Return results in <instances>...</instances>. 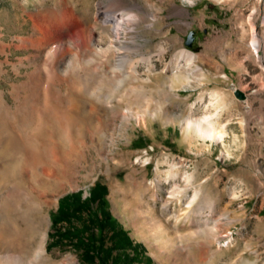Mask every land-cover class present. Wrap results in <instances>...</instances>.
Returning a JSON list of instances; mask_svg holds the SVG:
<instances>
[{
    "label": "rangeland",
    "instance_id": "1",
    "mask_svg": "<svg viewBox=\"0 0 264 264\" xmlns=\"http://www.w3.org/2000/svg\"><path fill=\"white\" fill-rule=\"evenodd\" d=\"M151 2L163 7L164 18L154 27L140 24L135 48L128 51L132 63L114 75L85 54L79 24L82 17L91 19L95 0H0V121L20 117L27 94L38 85L54 88V97L63 99L55 101L60 116L70 126L66 137L55 131L51 143L86 153L72 183L48 198L56 204L47 208L42 228L47 258H36L41 242L36 237L24 248V264H70L69 259L85 264L72 245L49 248V234L60 198L78 190L86 197L97 181L108 187L110 211L142 244L137 264H264V65L248 57L251 34L244 19L259 9L254 20L264 37V0ZM176 5L189 14H176ZM58 11L64 17L47 25L45 19ZM190 30L195 39L187 46ZM99 31L92 30L94 39ZM160 44L167 48L163 55ZM88 45L94 48L93 41ZM50 47L53 59L47 55ZM184 48L196 54L192 65L175 59ZM150 55L153 64L142 60ZM236 89L246 99L237 98ZM92 104L106 110L95 115ZM130 109L137 117L125 119ZM189 116L218 120L226 126L223 138L187 131L183 123ZM74 125H80L82 146ZM6 172L0 175V206L12 193L10 184L20 180V174ZM20 184L37 189L27 181ZM12 209L9 205L10 222L16 218ZM19 222L21 231L22 216ZM10 229L13 237L15 228ZM227 231L235 236L229 246ZM19 248L0 244V264H8L3 254Z\"/></svg>",
    "mask_w": 264,
    "mask_h": 264
},
{
    "label": "bare ground",
    "instance_id": "2",
    "mask_svg": "<svg viewBox=\"0 0 264 264\" xmlns=\"http://www.w3.org/2000/svg\"><path fill=\"white\" fill-rule=\"evenodd\" d=\"M189 1L191 2V0ZM176 6V14H189L186 7L181 5ZM162 11L163 7L154 4L151 0H147L144 4H140L137 0H95L91 19L82 17L79 24L83 27L84 34L86 35L85 42L87 45L85 54L88 56V62H93L97 64L98 68L104 70H108L109 68L115 75L117 70L126 67L125 65H129L132 61L133 57L130 55L131 52L129 53L128 51L135 48V32L138 30L140 24L145 22L147 27H154L157 20L164 18ZM258 11L259 9L254 8V11L249 14L247 18L242 15L241 19L244 17L250 25L251 36L250 42L248 43L250 51L248 57L255 58L259 64L263 66L264 57L261 55V50H264V37L260 35L254 20L255 14ZM64 13L63 11H58L49 15L47 17L48 19H45L46 23H48L47 25L57 23L64 17ZM91 21L94 22L92 26H90ZM97 28H99L100 31L98 37L94 39L92 30ZM91 41H93L94 48H90L88 45ZM166 50L165 44L158 45V55H163ZM47 55L51 59L55 58L53 47L48 48ZM182 58L185 59L189 65H192L196 59V54L184 48L175 55V59L178 61ZM142 60L146 61L148 64H153L152 55L143 56ZM37 76L38 78H42V73L39 72ZM48 76L50 75L48 74ZM42 86L38 85L39 88L36 87L27 94L23 105V112L20 117L15 116L12 121L8 122L4 120L0 121V175L2 176L9 169L12 174H20L18 177V179H20L18 181L19 184L18 182L10 184L12 193L0 206V244H5L7 242L20 247L19 250L14 251V253H6L1 256L8 264H24L27 260L25 255L27 252L24 248L31 244L33 245V241L36 237H41L36 258H47L45 247L47 233L42 230L46 227L48 222L46 213L47 208H51L56 204V201H52L48 198L62 191L68 183H72V179H74L78 167L86 156L85 150L80 154L81 149H77V151V147L72 148V146L69 149L60 150L56 147V144L52 145V134L55 131L58 132L61 130L62 132H59L63 134L62 136L66 137V133L68 132L67 128L70 125L67 126L65 120L60 116L58 103L63 99H59V102L55 98L56 96L54 97V95H57L56 89H47ZM65 100L69 101L70 99L67 100L66 98ZM55 101H58V103ZM73 102H75V100H73ZM90 103L91 101L87 104ZM63 107L64 106H62V108ZM104 110H106L105 107L100 105L92 104L89 106V111L95 115L100 114V112ZM123 116L125 119L137 117L133 109L128 110V113H125ZM80 125H82V123ZM80 125H74L78 130V146L81 145V139L79 138V132H81L79 131ZM92 125H94V123ZM183 125L187 131L193 130L196 135L202 138H218L219 140L223 138L222 131L226 128V126L221 125L218 120H209L206 117L193 119L189 116L185 119ZM57 136L59 135L57 134ZM70 139L71 138L67 139L68 142H70ZM26 181L29 184L33 183L37 185V189L26 190L22 188L21 186L23 184L21 185L20 183ZM26 193H28V195H26ZM9 205L13 208L11 210L13 215H16L14 222H10L8 219V215L10 214L8 211ZM24 205H26V208L23 209ZM18 215L23 217L25 224L24 227L21 228V231L19 230L20 216L18 218ZM12 227L15 228L13 237L9 234V230H11L10 228ZM223 237L226 238L227 246L231 245L235 239L234 233L231 231H227ZM68 261L70 264L75 263L71 259ZM60 264H67V261Z\"/></svg>",
    "mask_w": 264,
    "mask_h": 264
},
{
    "label": "trees",
    "instance_id": "3",
    "mask_svg": "<svg viewBox=\"0 0 264 264\" xmlns=\"http://www.w3.org/2000/svg\"><path fill=\"white\" fill-rule=\"evenodd\" d=\"M107 194V185L97 181L86 197L81 190L63 195L52 216L48 247L72 245L85 264H137L142 244L110 211Z\"/></svg>",
    "mask_w": 264,
    "mask_h": 264
},
{
    "label": "water",
    "instance_id": "4",
    "mask_svg": "<svg viewBox=\"0 0 264 264\" xmlns=\"http://www.w3.org/2000/svg\"><path fill=\"white\" fill-rule=\"evenodd\" d=\"M194 39H195V30H190L187 35V39L185 41L186 45L191 46L193 44ZM235 95L237 98L241 100H244L247 97L246 93L242 91L241 89H236Z\"/></svg>",
    "mask_w": 264,
    "mask_h": 264
}]
</instances>
